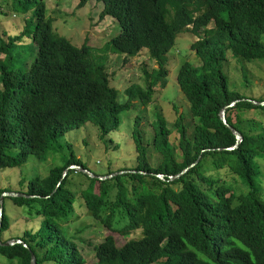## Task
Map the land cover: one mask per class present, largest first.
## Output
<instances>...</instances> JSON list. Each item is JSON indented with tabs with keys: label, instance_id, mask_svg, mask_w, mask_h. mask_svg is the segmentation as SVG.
Segmentation results:
<instances>
[{
	"label": "trees",
	"instance_id": "obj_1",
	"mask_svg": "<svg viewBox=\"0 0 264 264\" xmlns=\"http://www.w3.org/2000/svg\"><path fill=\"white\" fill-rule=\"evenodd\" d=\"M87 1L79 0L78 6ZM95 1L102 3L100 17L112 16L120 25V33L100 50L111 48L128 58L146 50L155 67L146 89L130 86L127 101L121 102L107 68L93 60L92 48L87 43L77 47L54 31L44 0L0 1L4 16L11 8L14 15L32 12L18 36L0 27V170L22 167L31 156L45 159L59 139L87 123L97 127L100 142L108 147L107 139L134 101L145 107L154 102V87H164L168 74L167 54L185 32L197 37L190 49L199 65L183 62L176 82L188 103L193 132H187L182 115L175 119L177 160L165 120L156 116L153 140L147 141L160 156L153 165L138 116L132 132L135 166L96 174L69 145L62 165L45 176L24 178L21 191L0 187V197L5 192L25 195L5 198L2 241L12 227L7 199L25 207L27 220L41 222L36 232L14 239L24 243L0 246V254L10 264H31L32 254L36 264H87L77 236L68 230L86 217L123 236L140 233L121 247L114 235L103 238L93 249L95 264H264V105L253 103L264 102V96L241 93L225 69L229 53L241 64L264 62V0ZM26 40L35 44L37 55L22 68L15 53ZM240 74L250 88L244 65ZM236 101L225 117L243 141L229 150L237 139L221 111ZM76 213L80 218L73 219Z\"/></svg>",
	"mask_w": 264,
	"mask_h": 264
},
{
	"label": "rangeland",
	"instance_id": "obj_2",
	"mask_svg": "<svg viewBox=\"0 0 264 264\" xmlns=\"http://www.w3.org/2000/svg\"><path fill=\"white\" fill-rule=\"evenodd\" d=\"M2 1V0H0ZM47 3V15L53 22L54 31L67 38L77 47L87 43L92 48L93 60L107 68L110 76V84L116 88L120 95L121 102L127 101L125 90L130 86L136 85L146 89L147 78L152 75L154 63L150 60L146 50H143L137 57L128 58L115 54L111 48L108 51H102L101 48L120 33V25L112 16L100 17L102 3L95 0H88L84 7L78 6L79 0H44ZM3 8L0 4V11ZM9 16L0 14V27L10 36L20 35L26 25V20L31 19L32 12L27 14H13L11 8ZM214 25H212L213 27ZM197 39L190 32L181 33L176 37L173 48L167 54V77L164 81V87L157 85L154 87L155 99L152 104L145 107L137 100L133 102L134 108L130 112H124L122 115V125L109 136L108 147L102 144L98 138L97 127L87 123L80 129L67 133L59 139L56 145L52 146L47 157L39 160L31 156L27 163L22 167L6 168L0 170V187L9 188L13 191H21V181L36 176H45L49 171L60 166L64 158L69 154V145L73 147L76 156L82 159L89 170L96 174H107L109 170H119L136 165V152L133 145L132 132L135 119L142 117L141 131L147 141L153 140V122L156 116L164 118L167 128L170 131L169 143L177 160L180 152L178 150V132L175 125V119L182 115V123L186 126L187 132L192 134L194 121L188 110V103L180 92L176 76L180 65L187 61L192 65H199L190 45ZM264 42V37H263ZM18 64L22 68H27L33 62L37 55V48L29 40L24 42L16 50ZM229 62L225 69L232 78V82L237 85L241 93L259 97L264 96V62L242 64L231 57L229 53ZM0 57H4L0 55ZM244 65L251 80L250 88L242 84L240 68ZM62 145L61 149L58 145ZM150 160L153 165L160 161V156L155 151L152 143L148 145ZM262 171V184L264 187V160L260 161ZM242 187V186H241ZM7 215L12 220V227L4 233L3 241L14 240L24 236L26 231L36 232L41 227L38 219L27 220L25 218V207L16 205L12 199L5 202ZM76 213L73 217H78ZM69 234L78 238V246L84 255L87 264H95L94 247L106 236L114 235L119 247L125 245L128 241L139 239L140 233H132L123 236L120 233L102 228L96 221L81 217L70 225ZM83 230L82 233L79 231ZM0 264H10L9 259L0 254ZM18 264V263H16Z\"/></svg>",
	"mask_w": 264,
	"mask_h": 264
},
{
	"label": "water",
	"instance_id": "obj_3",
	"mask_svg": "<svg viewBox=\"0 0 264 264\" xmlns=\"http://www.w3.org/2000/svg\"><path fill=\"white\" fill-rule=\"evenodd\" d=\"M239 101H236V102H233L232 104H229L228 106H225L222 111H221V120L223 121V123L225 125H227L231 131L233 132V134L236 136V139H237V143L235 146H233L232 148H229V150H234L238 147V145L243 141V137L242 135L234 128L230 127L228 124H227V120H226V117H225V110L227 107H230V106H234L236 103H238ZM253 103H256V104H263L264 105V102H257V101H253ZM193 165L189 166L188 168L184 169L180 174L174 176V177H170L171 180L177 178L178 176L182 175L183 173L187 172L189 168H191ZM70 169H78L84 173H88L89 176L93 177V175L88 171V170H84L82 169L81 167H78V166H71ZM68 170L65 171L64 173V176L67 174ZM123 172H119V173H114V174H111V175H108V176H105V177H97L99 180H106V179H110V178H113L119 174H121ZM158 177L160 179L163 180V176L162 175H158ZM60 185V184H59ZM21 196H25L23 194H20V193H16V192H5L1 195L0 197V230H1V227H2V218H3V211H4V200L5 198H17V197H21ZM17 243L19 244H22L24 243L22 240H19V241H15V240H11V241H7V242H3L1 240V236H0V246H5V247H10V246H13V245H16ZM31 264H36V258L35 256L32 254V258H31Z\"/></svg>",
	"mask_w": 264,
	"mask_h": 264
}]
</instances>
